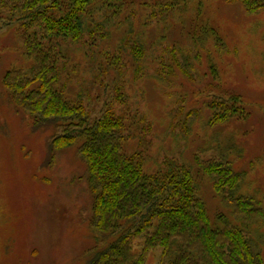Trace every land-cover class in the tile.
Masks as SVG:
<instances>
[{"label":"trees","instance_id":"trees-1","mask_svg":"<svg viewBox=\"0 0 264 264\" xmlns=\"http://www.w3.org/2000/svg\"><path fill=\"white\" fill-rule=\"evenodd\" d=\"M243 2L249 11L263 6L257 0ZM144 6L141 2L146 11ZM99 9L117 15L118 24L139 10L131 9L129 0H0V20L13 31L22 56L21 64L3 77L9 101L28 117L33 132L48 134L50 164L57 152L73 149L86 167L93 244L84 264H144L159 247L160 264H264L249 234L253 223L264 220V201L242 189L249 170L238 169L235 160H205L196 154L194 166L167 160L150 171L143 150H128L147 129V117L118 111L114 104L128 99L123 54H131L132 71L142 76L147 38L117 37L118 51L111 50L116 24L106 15L97 20ZM199 20L185 43L192 41L195 48L212 38L220 46L221 37H204L207 27ZM177 50L174 45L171 54ZM213 59L205 60L218 78ZM83 65L92 73L89 77L81 72ZM164 66L167 79L189 75L186 56L183 64L169 57ZM162 77L150 75L158 82ZM108 86L113 95L102 104ZM218 94L207 101L210 114L204 109L209 126L248 118L250 109L240 95L222 89ZM200 174L211 181L214 196L228 213L219 210L210 218ZM137 238L140 251L134 246Z\"/></svg>","mask_w":264,"mask_h":264},{"label":"rangeland","instance_id":"rangeland-1","mask_svg":"<svg viewBox=\"0 0 264 264\" xmlns=\"http://www.w3.org/2000/svg\"><path fill=\"white\" fill-rule=\"evenodd\" d=\"M257 1L263 6L249 11L243 0H129L131 9L139 10L134 15L125 12L127 19L119 24L112 12L107 16L104 10L97 11V20L106 15L118 29L111 50L118 51L117 37L147 38L142 76L132 71L131 54H123L128 99L115 100L114 106L147 117V129L128 144V150H143L150 171L167 160L194 166L196 154L205 160L228 158L238 169L249 170L242 189L264 201V0ZM197 17L207 27L206 33L200 30L204 37H221L220 46L212 38L195 48L192 41L185 43L187 33L198 27ZM174 45L178 50L171 54ZM18 47L13 31L0 20V264H84V254L93 244L88 222L93 197L86 167L73 149L57 152L50 164L48 134L33 132L28 117L9 101L3 77L10 67L21 64ZM172 56L181 64L188 57L189 75L166 78L164 64ZM210 56L218 78L208 68ZM83 66L81 72L89 77L92 73ZM158 73L162 79L153 81L150 75ZM110 88L103 91L102 104L111 101ZM221 89L242 97L250 109L246 120L206 123L207 101ZM198 181L210 218L219 210L228 213L214 196L211 181L202 174ZM249 234L264 256V220L253 223ZM134 246L141 250L140 238ZM161 254L160 247L154 248L144 264H160Z\"/></svg>","mask_w":264,"mask_h":264}]
</instances>
